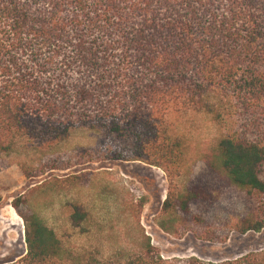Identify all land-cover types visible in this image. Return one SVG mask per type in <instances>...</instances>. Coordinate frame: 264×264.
Wrapping results in <instances>:
<instances>
[{
    "label": "trees",
    "instance_id": "16d2710c",
    "mask_svg": "<svg viewBox=\"0 0 264 264\" xmlns=\"http://www.w3.org/2000/svg\"><path fill=\"white\" fill-rule=\"evenodd\" d=\"M189 112L229 130L209 165L264 208V0H0V161L47 157L79 131L103 144L126 139L128 151L108 146L113 160L167 176L159 226L170 234L201 200L180 191L186 149L171 133L172 119ZM17 165L29 178L46 174ZM259 216L237 231L260 233ZM26 221L27 253L1 264H264V251L166 257L151 237L105 256Z\"/></svg>",
    "mask_w": 264,
    "mask_h": 264
},
{
    "label": "rangeland",
    "instance_id": "374dc122",
    "mask_svg": "<svg viewBox=\"0 0 264 264\" xmlns=\"http://www.w3.org/2000/svg\"><path fill=\"white\" fill-rule=\"evenodd\" d=\"M228 131L205 114L189 112L172 119L171 133L186 149L180 191L196 192L201 200L170 234L159 226L169 192L167 176L139 161L113 160L108 146L128 151L126 139L103 144L79 131L47 157L0 161V264L27 253L26 219L41 220L71 248L105 256L137 251L140 237H151L166 257L220 262L264 251V229L245 235L236 229L251 215L260 214L264 221V208L258 209L209 165ZM256 133L264 138V126ZM19 161L43 167L46 174L29 178ZM77 209L85 215L79 224L71 219Z\"/></svg>",
    "mask_w": 264,
    "mask_h": 264
}]
</instances>
